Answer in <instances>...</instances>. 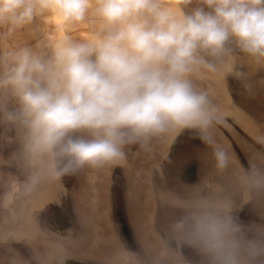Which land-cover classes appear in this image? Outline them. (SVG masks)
Returning <instances> with one entry per match:
<instances>
[{
	"label": "clouds",
	"instance_id": "clouds-1",
	"mask_svg": "<svg viewBox=\"0 0 264 264\" xmlns=\"http://www.w3.org/2000/svg\"><path fill=\"white\" fill-rule=\"evenodd\" d=\"M237 52L264 66V0H0V129L15 133L20 173L0 246L29 247L42 235L38 194L64 177L122 167L130 146L166 147L190 130L211 150L212 171L226 187L167 198L166 219L137 248L110 239L94 259L264 264V224L239 215L245 205L264 209V155L248 168L239 163L220 138L226 113L207 86L232 71ZM236 78L252 90L244 74ZM51 235L45 251L10 248L0 264L73 258L71 230Z\"/></svg>",
	"mask_w": 264,
	"mask_h": 264
},
{
	"label": "bare ground",
	"instance_id": "bare-ground-1",
	"mask_svg": "<svg viewBox=\"0 0 264 264\" xmlns=\"http://www.w3.org/2000/svg\"><path fill=\"white\" fill-rule=\"evenodd\" d=\"M235 56L232 71L218 82L208 81L207 86L216 89L217 102L226 113L228 127L220 129V138L226 139L239 163L248 168L254 155H264V144L258 142L264 136V66H254L243 53ZM237 73L244 74L251 91L245 90ZM16 147L15 133L0 129V224L17 207L11 200L13 184L20 178L12 158ZM210 152L200 138L185 130L166 147L153 145L143 151L130 146L122 167L66 176L61 186L38 194L33 211L42 235L29 247L17 242L0 246V256L7 259L10 248L24 256L32 249L43 252L54 242L51 234L65 237L69 230L75 235L69 264H97L94 249L110 239L135 249L141 237L163 224L169 211L167 198H184L210 184L226 187L212 171ZM239 215L246 223L264 224V209L259 207L245 205Z\"/></svg>",
	"mask_w": 264,
	"mask_h": 264
},
{
	"label": "snow or ice",
	"instance_id": "snow-or-ice-1",
	"mask_svg": "<svg viewBox=\"0 0 264 264\" xmlns=\"http://www.w3.org/2000/svg\"><path fill=\"white\" fill-rule=\"evenodd\" d=\"M65 237H68V236H65ZM72 240L75 239V235L73 234L71 237H70ZM118 240V239H117ZM70 262V259L66 258V257H62L61 258V261H60V264H69Z\"/></svg>",
	"mask_w": 264,
	"mask_h": 264
},
{
	"label": "rangeland",
	"instance_id": "rangeland-1",
	"mask_svg": "<svg viewBox=\"0 0 264 264\" xmlns=\"http://www.w3.org/2000/svg\"><path fill=\"white\" fill-rule=\"evenodd\" d=\"M191 171H193L194 169L192 168V169H190ZM187 173V168H186V170H185V172H184V174H186Z\"/></svg>",
	"mask_w": 264,
	"mask_h": 264
}]
</instances>
